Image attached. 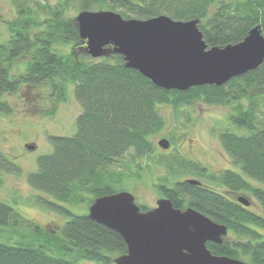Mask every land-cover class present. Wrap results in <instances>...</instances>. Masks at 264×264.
<instances>
[{
	"label": "trees",
	"instance_id": "trees-1",
	"mask_svg": "<svg viewBox=\"0 0 264 264\" xmlns=\"http://www.w3.org/2000/svg\"><path fill=\"white\" fill-rule=\"evenodd\" d=\"M11 1L15 20L0 18L8 27L6 37L0 31V112L12 110L4 96L22 85L48 83L61 98L71 82L82 111L76 119V132L52 135L53 150L40 155L37 169L27 175L28 182L53 201L40 196L41 200L71 217L60 231L46 237L41 227L34 225L33 233L40 234L42 240L0 239V264H116L114 258L127 252L123 237L89 217L87 211L72 213L67 205L89 207L97 196L119 191L126 172L114 166L119 162L127 168L132 163L138 166V160L152 154L151 135L166 123L159 105L171 104L177 109L193 101L231 106V127L220 131L219 137L237 170L228 168L209 178L232 194L251 193L261 210L244 206L201 180L200 185L184 179L170 187H157L174 206H192L227 224L229 233L223 243L208 242L214 254L264 264V62L220 86L205 84L185 91L164 89L138 70L126 67L120 54L93 58L81 50L77 55L80 36L75 16L68 14L70 8L112 9L124 17L142 19L160 14L181 20L200 18L203 38L212 47L241 41L257 24L262 26L264 35V0ZM66 43L71 45L70 52H62L57 46ZM20 57L27 58L26 66L13 73L10 68ZM3 152L0 147V171L19 170ZM178 165L183 170L194 167L207 174L206 166L186 158L180 159ZM22 220L18 211L0 200V231L7 226L16 227ZM232 233L237 236L235 239Z\"/></svg>",
	"mask_w": 264,
	"mask_h": 264
},
{
	"label": "water",
	"instance_id": "water-1",
	"mask_svg": "<svg viewBox=\"0 0 264 264\" xmlns=\"http://www.w3.org/2000/svg\"><path fill=\"white\" fill-rule=\"evenodd\" d=\"M74 24L81 49L91 57L120 54L126 67L138 70L164 89L220 86L264 62L260 24L237 43L212 47L203 38L200 18L181 20L160 14L142 19L124 17L112 9H84L77 12ZM158 143L165 149L171 144L167 138ZM186 181L202 184L197 178ZM237 200L251 205L246 196ZM87 212L125 240L127 252L114 258L116 264H252L214 254L208 242L223 243L229 233L227 224L192 206L176 207L169 197H160L155 206L142 210L135 195L124 189L97 196Z\"/></svg>",
	"mask_w": 264,
	"mask_h": 264
},
{
	"label": "rangeland",
	"instance_id": "rangeland-1",
	"mask_svg": "<svg viewBox=\"0 0 264 264\" xmlns=\"http://www.w3.org/2000/svg\"><path fill=\"white\" fill-rule=\"evenodd\" d=\"M77 12L79 11L70 8L68 14L76 16ZM0 18L15 20L16 10L11 0H0ZM6 26V23L0 21L2 37L8 34ZM69 44L57 46L62 52H70ZM81 50L83 49L76 51L77 55ZM26 60V57L14 60L10 68L12 72L22 71ZM73 86L72 82L69 83L66 95L61 98L59 92L52 90L48 83L39 86L22 85L16 92L4 96L11 103L12 110L0 112V147L19 170L0 171V200L18 211L23 220L16 227L11 225L1 230L2 240H42L40 234L33 233L34 225H39L44 231L43 236L46 237L50 232L60 231L64 222L71 217L41 200L40 196L53 201L51 196L33 187L28 182L27 175L37 169L36 161L40 155L53 150L50 140L52 135H71L76 132V119L82 107L75 97ZM159 107L166 123L161 130L151 135L154 146L152 154L138 160V166L132 163L131 168L124 167L120 162L116 164L114 168H124L126 172L122 185L117 189L132 192L138 204L151 208L164 196L157 187L158 184L170 187L178 180L197 178L204 185L215 187L236 199L240 195L246 196L251 201V208L261 210L251 193L240 191L232 194L227 188L210 181L209 178L210 174H218L228 168L237 170L219 137L220 131L231 127V106L207 105L201 101H193L177 109L171 104H160ZM161 138L171 140L172 144L168 149L159 145ZM28 145H34L35 148L30 149ZM182 158L206 166L207 174H201V169L194 167L191 170H183L178 165ZM178 168L181 171H177ZM251 183L258 185L254 180ZM67 206L72 213L88 211L86 204ZM231 236L232 239L237 237L233 236V233Z\"/></svg>",
	"mask_w": 264,
	"mask_h": 264
},
{
	"label": "flooded vegetation",
	"instance_id": "flooded-vegetation-1",
	"mask_svg": "<svg viewBox=\"0 0 264 264\" xmlns=\"http://www.w3.org/2000/svg\"><path fill=\"white\" fill-rule=\"evenodd\" d=\"M169 141L171 142V140H169ZM171 144H172V142H171ZM171 144H170V145H171ZM164 197H166V196H164Z\"/></svg>",
	"mask_w": 264,
	"mask_h": 264
}]
</instances>
